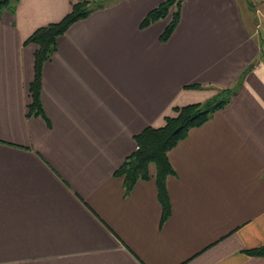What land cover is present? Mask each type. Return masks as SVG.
<instances>
[{
    "label": "crops",
    "instance_id": "1",
    "mask_svg": "<svg viewBox=\"0 0 264 264\" xmlns=\"http://www.w3.org/2000/svg\"><path fill=\"white\" fill-rule=\"evenodd\" d=\"M80 0H20L0 21V264H264V0H104L57 37L30 114L40 27ZM92 1V0H90ZM233 88L156 179L116 171L174 108Z\"/></svg>",
    "mask_w": 264,
    "mask_h": 264
},
{
    "label": "trees",
    "instance_id": "2",
    "mask_svg": "<svg viewBox=\"0 0 264 264\" xmlns=\"http://www.w3.org/2000/svg\"><path fill=\"white\" fill-rule=\"evenodd\" d=\"M19 2L20 0H0V21L6 10L14 13ZM181 3V0H167L148 13L143 25H149L167 16L172 6L175 5L177 9L172 21L162 35L163 39L168 38L178 24ZM103 5L104 0H80L73 5L72 11L63 20L38 28L27 40V42L38 45L35 54V79L30 89L32 96V102L29 105L30 114L45 115L41 99L42 67L55 52L57 37L65 33L72 23L88 16L93 10ZM234 93L233 88L220 89L215 96L205 101L175 107L174 115L167 116L164 125L149 126L136 136L137 149L115 172L116 175L123 177L126 191L130 192L139 180L151 178L150 165L151 163L156 164L159 198L163 206L162 221H165L171 214L166 181L174 169L168 157L169 150L184 139L191 128L201 126L213 113L226 106ZM247 253L264 256V244L247 250Z\"/></svg>",
    "mask_w": 264,
    "mask_h": 264
}]
</instances>
